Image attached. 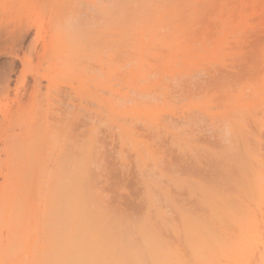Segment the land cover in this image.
<instances>
[{
    "label": "bare ground",
    "instance_id": "6f19581e",
    "mask_svg": "<svg viewBox=\"0 0 264 264\" xmlns=\"http://www.w3.org/2000/svg\"><path fill=\"white\" fill-rule=\"evenodd\" d=\"M7 1L8 0H5V1L2 0L1 3L3 4V2H6L5 5L11 4L10 8H12L11 9L12 11L15 9L14 13L16 14H20L28 7L29 8L26 10L27 12L29 11L28 13L26 12L28 15L30 13L33 14L32 13L33 11L34 12L38 11L35 9L36 7H31V2H29L30 0H14V1L9 0L11 3L10 2L7 3ZM18 1H19V4H21L20 6L19 4L17 5ZM48 1L51 4L50 5L51 9L48 8L50 9V12L46 19H45L46 17L45 13H47L48 10L44 13L41 12L43 15L40 13V11L37 12L38 16L37 15L34 16L31 14L29 15L30 18L32 16L33 23L35 22V17L37 19L35 23L38 26L35 25V27L36 29H38V32H37L38 39L41 40V43H42L41 52H40L41 54L39 56H41L40 60L43 65L42 66L40 64L42 67H40V69L36 71V74H37L36 76H38V79L36 77L37 80H35V83L33 86L34 89L29 97L30 98L29 101H27V103L25 102L21 103L20 100L17 101L16 99L17 104L15 105L13 104L14 102H11V101H14V99L12 100L10 99L11 101L9 100V97H8L9 95L0 96L1 97L0 98V114H1L0 116H2V118H0V264H264V151H263L264 141L262 143L259 140L260 138L259 136L260 134H262L260 133V130L258 131V133L260 134L256 133L254 136V133H252V129H253L252 127H251L252 129L248 128L251 131L250 133L248 132V134L246 133L247 132L246 130L248 129L244 128V126L246 125L248 126L249 124L251 125V120L253 123L252 125H254V122H256L255 124L257 126L256 125L255 126L257 129H259L260 127L262 128V126H264V122H263L264 119L262 118L263 120H261V115L259 114H262V111L258 109L259 107L252 105L254 107L252 108L250 106V104H253V103L255 104L257 102L249 103L251 101L249 99L250 98L249 96H248L249 98L246 97L247 99L241 98L243 94L244 95L246 94L245 90L247 89V87L245 88V85L242 87V88H245L244 91L242 90L241 93L238 94L239 95V97H237L238 100L235 98L236 94L233 95V93L231 94V91H230L228 92V95L225 94L224 96L225 102L222 101L224 103L222 104L221 100L223 99L219 98L220 99L219 100L218 99L219 96L217 95L218 92L213 91L211 94V99L214 100V103H212L213 101L209 98L210 99V100L208 99L210 101L208 102L209 104L207 103V100H206L205 104H207V106L205 104L204 106H202L204 113H205L207 109L209 110L210 108L213 109L214 107L213 105H215V108H214L215 111L214 109L210 111L207 110L208 113L206 114L209 116V113L213 112V113H210L211 116L209 118L212 117L213 119V120L211 119L213 121L212 123L213 124L216 123L217 125L216 124L215 125L217 127L220 128V126L223 127V125L225 127V125L227 124L228 129H229V126L232 128V131L228 132L227 131L228 129L225 127L226 131H224L226 132L224 134L227 136L226 137L227 140L230 137L229 135H232L229 138L230 140L232 137L235 136L234 138H232L234 139V141H231L232 144H230L231 143L230 142L229 143L230 145L228 143L226 145L224 142H226L227 140L224 138V140H226L224 141L222 140L223 138L221 139L219 138L220 141L218 140L219 141L217 142L218 145L215 146L214 141H210L211 143H209V145L210 146L214 145V147H210L209 145H207L208 144L207 142H209V138H208L209 136L207 137V133L206 135H203V136L204 138H206L205 141H207V139L208 141L207 142L203 141L199 143L194 142L195 145L190 144L189 141L188 142L186 141V140H190V136H189V139H187L186 137H182V139H184V141L186 142L181 141L179 137L181 135L176 137L177 143H178L177 145L180 146L179 149L177 148L178 150H181V146L182 148L184 147V143L185 144L189 143L187 144L189 148L186 147L185 145L186 150L188 148L187 152H189L190 149H192L195 152V154L198 153L202 155L199 157L200 159L204 157L203 160L207 161V163L204 162L203 160L202 161L204 163L200 161V159L195 156L193 151H191L192 153L190 152L192 156L191 158H189L191 159L190 160L191 163L195 161L193 162L194 164H192V166L190 165L191 163H189L190 161L188 160H185L186 162L184 161V159L186 158L185 156H182L181 158L179 157L181 160L178 158L181 161V163H186L190 165L191 167L189 166L188 167L191 169L193 168V169L192 170L189 168L188 169L189 171H193V172L195 170L193 165L196 164L195 166H197V163L200 161L199 166L197 167V169H199V171L197 170V173H195L196 172L195 170L194 173L191 172L187 174L186 171H188V169H186L187 168L186 164L184 166L185 171H183L184 169H182L183 167L181 168L180 162L178 164L177 162L178 160H175L176 162L172 163L171 162L172 160H170L171 158H169L166 162L156 158L159 155H161L160 158L164 156V150H163L164 145L159 140L160 138L163 137L162 134L171 135L172 132L174 131L169 121L165 120L164 122L166 124H164V122L158 124L157 119H155V121L157 122L156 125L154 123V127L152 129H149L148 127L151 126L150 125L151 123L147 121L149 122L148 124L149 126H147L144 120L146 127L145 126L143 127L141 125L140 126L141 128L139 129V125L142 124L141 121L139 122L138 120L136 121L138 122L139 124L138 125L136 122H134V120L132 121V118H130V116L129 117L127 116L123 118L124 122L126 119L128 121V118H130L132 123L133 122L134 124L136 123V125H134L135 126L134 129L135 128L138 129V130L131 129L132 126L129 125L130 127H128V125L125 124L127 122L126 121L123 124H125L129 129L126 127H123V129H125L124 131L127 133V135L131 136V134L134 132L132 134V136L134 137H137L135 136L136 134L138 136L142 135L146 137V141H145V138L144 140H141L142 142H145L144 147L142 145V148H139L140 150L146 151L148 153L147 155H145L146 159H145V156L143 157L142 152H139L137 150L138 157L140 158L139 160H141L140 162L142 164L141 168H138L139 166L138 162L137 163L134 162V161H138V158L137 160L134 159L132 163L130 161L126 162L129 164L136 163V166L134 168L137 167L139 169L138 170L136 168L137 171L138 172L141 171L142 175L141 176L140 174L135 175V177L139 175L135 179V183L130 181L131 178L127 179V177H130L129 174L127 176L125 174L124 176L120 177V179L117 178L121 183L123 181L124 182L123 184H125L126 186H127V183L129 182L128 183L129 186L127 187L130 190L127 189V187L124 186L123 184L121 186L120 182H117V184L112 183V185L111 184L108 185L109 175H107L110 167L113 166L112 164L116 163V162L110 163L112 162V160L111 161L108 160L109 156L106 157L107 156L106 154L108 153L107 150H110L109 148L114 149V147L116 146V145L113 146L114 145L113 143L115 142L114 138L116 136L115 135L116 131H113L114 135L106 134V132L107 133H109V131L110 133L112 132L110 128L112 124L110 125L109 123L110 125L109 127H106L105 125L109 122L110 117L114 118L116 115L121 114L122 111H124V113L130 112L131 114L132 112L135 113L137 111V114H142L141 116L142 119H144L143 118L144 116L147 120L148 118L147 115L149 116L151 115L150 117H154L156 115L157 117V114L159 112H163V113L164 111H167V113L168 111L171 112L170 107L167 106V109H166L165 107L167 105L166 102H165L166 104L165 106H164V103L163 104H160L159 102L158 104L155 103L158 101V97L156 96H158L161 93H164L165 95L170 94V91H169L170 88L176 89V88H181V87L183 88L184 87L185 88L194 87L195 86L194 84L197 81H199L200 83L201 80L202 81L204 80L205 82H207L205 84L215 83V82H212V78L218 77L217 76L218 72L216 73V76L214 74L215 72L213 73V71H215L216 64L218 63L217 65H221V66L222 64H224L226 66V63H225L227 62L226 59H228L231 55L233 57L240 55V56H237V58L235 57L236 60L235 58H232L231 56L229 59H232V60L234 59V60L233 61L230 60V62L228 60V62L230 66L233 63L237 64L240 70L239 68L237 69L239 72H241L242 68L245 69L244 66H246L245 64L246 62L243 61L245 59L242 60V57L244 58V56L242 55H246L247 48H246V51L244 48L245 53L244 52L242 53L241 51H243L242 50L243 48L239 46L241 47V51H240L237 45L236 48L242 54L241 53L236 54L233 52V48L232 50H228L229 48L227 47L228 49L225 50L226 52L225 51L224 52L227 53L228 51L230 52L232 51L234 55L232 53L231 54L229 53L227 57V54L226 56H223L224 52L217 53L218 56L216 55V57L220 61L213 62L216 64H213L211 60L209 64L207 63V66L202 64V62H200L201 64L198 62V66L200 64V67L205 66L207 68L210 66L209 69H213L215 67L214 70H211V71L209 70L208 73L205 71L207 74H210L211 76L208 75L209 76L208 77L207 75H205L206 73L204 74V76L208 77V79L210 78L211 82H208L210 80L206 79V77H205L206 80L204 78L200 79L199 77L201 76L199 77L197 76L198 78H196L195 76L194 78L196 79L193 80V76H192L191 79L193 81L190 80L189 78L188 80L191 81L190 82L191 84L187 80V82L189 83L188 84L184 82V80L186 81L187 78H184V77L182 78L183 74L180 77L181 79H178L179 81L177 82H175L174 81L175 78H173V81H174L173 82L170 79L171 76L167 78L168 73H169L168 72L167 75H165L166 78L164 76L165 73L163 75L161 74V77H159V79L161 78V80H159V85H160L159 89L156 87L158 85L154 84L156 87L155 88L156 92H154L155 90H152L153 88H150V91L148 90L149 92L147 94L146 92L145 94H143L144 92L141 93L139 91L140 94L138 92L137 93L138 95H136V92L138 91L139 87L136 88L137 91L134 89V91H136L135 92V96H137L136 99H140L142 96V100L144 99V101H142L141 99H140L141 101L136 100L133 94H131L130 96H133L134 99L133 97H130V96L128 99V94H130V92H127L126 94L127 90L121 93L117 92V95L125 93L127 97L126 99L129 100V102L131 101L133 105L136 104L137 101H139V103H137V105L134 107L133 105H131V103L129 104L127 103L130 106L125 104L128 101H126V99L124 100L123 97H121L122 95H120L119 97L114 95L116 91L111 89V87L106 84L108 80L110 82L112 80L110 79L102 80L103 79L102 76L103 74H105L103 68L108 64V61H104L106 60L107 57L102 58L103 61L107 63L104 66L103 62L101 61L100 55L98 54L96 56L97 63L101 62L102 66H104L102 67V69L99 68V70L98 69L96 70L95 64L97 63L95 62H93L95 66L94 67L91 66L90 61H92V57L90 55H93V59H94L93 53H95L96 51L100 52V50H102L103 52L105 50L103 49L95 50L96 47H98V45L96 46L95 44H90V43L88 44L89 41H93L92 43H96L94 42L95 40H97V43L99 42L98 44H100L102 40H104L100 36L102 34L108 35V34H113L118 31L117 33L119 35V33L124 32V30L126 31L127 29H124L123 31L119 29L121 32L118 30V26L120 25L121 27V24L122 26L125 25L126 27L130 26V28L128 29V32L126 31V33L127 34L130 33L127 36H128V39H131L133 38L132 36L134 35L137 36V33H138V32L137 33L135 32L136 28L135 29L133 28L136 26L137 31H138V29L141 27V24H143L142 25L143 27L144 23L145 25L149 23V19L151 17L155 18L156 16H159L160 20L162 21L163 19L164 20L166 19L167 21H171L172 19L170 17H176L177 19V17L187 16V15L188 17H190L189 15H191L192 20L190 21L191 22L193 21V24H194V26L189 25L192 27L191 30H189L191 27L189 28L188 25L186 24L190 22L189 20L188 22L187 21L180 22V20L177 19L175 22H171L173 24L171 25L173 29L170 28L171 26L169 24L168 26L165 25V23L167 22L165 20L164 25L167 27L165 26L161 27L162 29L163 28L167 29V32H165V34H167L166 37L169 38L168 41L171 44L170 46L168 43L169 47H167L166 49L168 50L167 53L169 54V56L167 55L166 52H165L166 54L162 53L161 51L162 49H159V48H162L163 45L166 46L165 44L167 43L166 42L162 43L161 39L165 41L164 39L166 38L161 37V36L159 37L157 35L158 32L154 30L155 24L152 25V23L154 22L152 21L154 20L153 18L151 19L148 26H144L142 30L144 31L145 28H147L146 30L148 31H146L147 33L146 38H145V34L141 33V30L139 29L140 34L138 33L139 34L138 36H144V37H141V38L136 37L139 40L137 41V39L134 36L133 40L130 42L131 44L129 43V47L130 45L136 42L137 43L141 42V44H144L146 42L145 39L149 37L148 36L149 31L152 33L151 35L153 36V38H151L152 36L150 35L149 38H151V41L146 43L145 45L148 50L151 49L149 51H152V48L155 47L153 48V51L156 53L157 51L159 52L157 53V55H155L156 53H152L154 54V58H152V56L151 57L147 56L151 60L152 63L151 62L149 63V60L147 61L145 59L146 58L145 54L147 52L144 53L145 60L143 59L144 60L143 62L146 61L147 63L146 62H145L146 64L141 63V66L143 67V68L141 67V69H144L146 65L150 66L149 68L145 67L146 71L150 73L147 76L150 75V77H152L151 79H154V78H157V75H159L158 74L159 72L157 73L154 71H158V70L161 71L163 70L162 69L163 67H164L165 72H166V69L167 71L171 70L170 68H168L170 67L171 64L168 67L166 66L168 65L167 62L171 61L174 58V57H171L173 56L174 53H175L174 56L179 55V59L181 58L183 60L186 59L183 57V56H187L186 54L190 56V57H187V59L189 60V58L191 57H193L191 59H194V57L197 54H200L201 50L204 51V52L202 51L201 53H205V50L201 43L200 44L202 48L200 46L198 48L197 46L199 44L198 41H197V44L195 45L194 36L196 33L194 34L192 33L196 31L195 29L199 30V28L196 27L195 23L199 22V20L203 17L200 16V18L198 20L196 18L197 21H195L194 15L192 14H207V16L208 14H213V13L219 14L217 16L211 15L212 17L214 16L213 17L214 21L211 20L210 18L211 16H210L209 18L211 21L209 22L210 23L212 22L211 25L215 27L216 22L218 23V21L216 20L219 19V21L221 22V29L223 28L222 30H225V32L226 30L231 31L232 28L236 26L234 24L235 22L232 23L234 19H237V25H239L241 21L246 24L247 19L249 21L250 18H252L250 20H253V17H256L257 19L260 18L259 21L261 22L257 26L262 25L260 26L262 28H259L261 30L258 29L259 30L258 31L256 28L253 30H254V34H257V32L258 33L261 32L258 35H261L262 37L264 36V28H263L264 0H47L45 3H47ZM1 3H0V7L3 6V5L1 6ZM14 4L17 5V7L18 6L19 7L17 8ZM21 6H23V8ZM216 10L218 11L217 13L214 12ZM40 15H41V18H40ZM120 15L124 16V19L123 17L120 18L121 19L119 20L120 22L114 20L116 16H118L117 18H119ZM131 15L133 16V19ZM144 15L149 16V17L145 16L148 19L143 17ZM126 16H131L130 19L132 20L128 21L129 17L128 19H126ZM138 16L139 17L141 16L142 18H139ZM220 16L223 18L225 17L224 22L220 20L221 19ZM204 18L203 20L204 21L207 20L206 22H208V19H204ZM215 18L217 19L215 20ZM140 19L142 20L139 22ZM115 21L119 23L117 24ZM132 21L134 23H139V26L138 24L133 25ZM201 21L202 20H200V22ZM262 21H263V24H261ZM206 22L204 23L202 21L201 24L204 23L205 25H207ZM254 22L257 23L255 19L253 20L252 24ZM175 23L176 25H178V27H179V24L181 26L179 28L175 27ZM182 23L184 25H182ZM222 23H224L225 25L227 24V26L225 25L222 26L223 25ZM256 23H254L253 25H255ZM45 24H47L46 27H45ZM127 24H130V25L128 26ZM211 25H208V26H211ZM243 25L244 24H241L240 26H238V28L236 26L237 29L234 30L236 32L239 31V35L241 34L240 38H236V39H240L242 42L244 40V36H242L244 29H242L241 26ZM182 26L184 27V29L187 26L189 28V29L187 28L188 31L186 29L185 30L182 29L183 28ZM193 27H196V28L193 29ZM169 28L173 30L174 32H177L176 28H178L177 30L179 33L178 32L177 33L180 34L181 37H183L182 35L185 36V42L186 40L189 41V38L191 39L194 38V40H191V42H189L191 46L189 45L188 47H192V48H189L190 51L188 53H187L188 47H186L187 45H185V42L183 43L184 39L181 40V37L179 39V37L176 36L178 34L174 33L173 31L172 32L174 35L172 34L173 35L172 36L170 34L171 30ZM210 29L208 28L209 31H212V27ZM215 29H217L216 31L220 30V29L218 30V28H215ZM251 29L249 31L253 32V30ZM130 30H133L134 34ZM228 31H227V34L224 36L226 37V39L230 37L232 41V39H235V37L238 36V34L236 35L230 34L231 36H229ZM131 33H132V36L130 37ZM190 33L193 34V37H190L191 36ZM187 34H189L190 36L189 35L187 36ZM254 34L252 37H254ZM162 35H164V33ZM197 35H196V38L200 39L199 35L198 36ZM206 35L210 36L211 33L207 32ZM98 36H100L99 39H98ZM115 36L116 35L112 36L113 39ZM200 36L204 37L203 35H200ZM241 36L243 38H241ZM256 36L254 38L258 37ZM224 37L223 39H225ZM106 38L108 39L110 37H106ZM115 38L117 41L119 40L118 43H116L115 39H114L115 41L112 39L114 42L111 40L112 41L111 43L110 41L109 43L107 42L106 43L107 44L115 43L117 45V44H121V42L122 43L126 42L124 39H117L118 37H115ZM142 38H145L144 42ZM176 38L181 40L179 42L177 41L178 43L177 45L180 44L179 50L177 51L178 53L175 51V49L177 48V45L174 43L175 42L174 39ZM218 38L220 37L215 38V35H214V39H218ZM258 38H260V36ZM226 39H225V42L223 40L224 45H227L228 43H230V39H228V41ZM171 40H174V42ZM260 40H264V39L260 38ZM104 41H106V39ZM226 41L228 43H226ZM126 43L124 45H127ZM161 43H162V46H160ZM237 43L238 42H236V44ZM87 44L88 46L86 48ZM158 44H159V48H157L156 50V47H157L156 45ZM246 44H248V42ZM254 44L255 43H253V45ZM257 44L258 43H256L255 45L257 46ZM262 44L264 43L262 42ZM93 45H94V48H92ZM116 45L112 47H116ZM136 45L138 48L139 44H136ZM172 45L176 47V48L173 47L174 48L173 50L172 48H170L172 47ZM192 45L193 46L195 45L194 48L197 47L194 50L195 52L194 51L191 52L193 49ZM208 45H210V47L207 45L205 47H207L208 49H212V45H213V50L216 46V44L215 45L211 44V40L208 41ZM253 45L251 46V48L252 47L257 48L255 47V45L254 46ZM89 46H91V48L94 49V52L90 50ZM100 46L101 45H99V48H101ZM107 46L110 48L109 45ZM235 46L236 45H234V51L235 50L237 51ZM261 47H264V46L262 45ZM130 48L134 49L135 47L132 45V47ZM183 48L184 50L182 51L184 52L186 51L185 53L180 51ZM218 48H219V52L222 51L221 49H223L220 46L217 47L216 49ZM88 49L91 51V53L92 52L93 53L90 54V51ZM116 49H117L115 50L116 52L120 50L122 51V49L119 50L118 47H116ZM259 49H260V46H259ZM109 50H113V48ZM130 50L132 51V49ZM115 51L114 53L116 55ZM127 51L128 50H126V52ZM170 51H171V54L173 53L172 55H170L169 53ZM260 51L264 52L263 48L262 50H259V53L262 56L263 53H261ZM160 52L162 55L163 54L165 55L163 56L164 58L167 56L169 57L168 58L169 60L167 62L163 60L164 58L162 57ZM118 53L120 52H117V54ZM190 53L191 54L196 53V54H193L194 56H192L190 55ZM180 54L183 56L181 57ZM211 54L213 53L211 52ZM260 55H258V57L260 58L259 61H261V59L262 61H264L263 60L264 56L261 57ZM87 56H90L91 58L88 57L90 58L88 59ZM133 56L135 57L136 55H132V57ZM198 56H201V54ZM198 56H196V58ZM219 56H221L222 58ZM170 57L172 58L171 60H170ZM204 57L208 58V56H205V55ZM84 58H87L88 60L86 59L84 60ZM137 58H139V56L136 57V59ZM217 58L216 60H218ZM223 58L225 59V61L223 60ZM26 59L29 61L31 58L29 59L28 56H25L24 59H22L23 68L24 67L26 68L27 64H29ZM115 59H117V57ZM152 59L154 61H152ZM238 59H241L239 61H242L244 65L241 64V62L239 63ZM183 60L180 61L181 67H182V62L183 63L185 62ZM128 61L130 62L131 60H128ZM128 61H125V62L128 63ZM156 61H158V63ZM163 61L166 62V64L163 63ZM208 61L209 59L207 60V62ZM88 62L90 63V65H88L89 64ZM115 62H118V61L115 60ZM159 62H161V64ZM231 62L233 63L231 64ZM137 63L138 62H136L135 65ZM203 63H206V61L205 62L203 61ZM239 64H241V66ZM261 64H264V63L260 62V65ZM38 65H39V62H38ZM186 65L189 66V64H186ZM194 66L196 67L197 65H194ZM117 67L118 69L120 68V66H117ZM190 67H192V65ZM205 67H203L204 70L206 69ZM263 67L264 65L261 67V70L263 69L262 70L263 74H261L263 77L262 76L260 77L261 79H260V84L258 85L259 86L258 89H260L262 85L264 87V84H263L264 81H262L264 80V68ZM227 68L228 67L226 66V69ZM232 68H234V66ZM232 68H231V71L233 70L232 72L229 71V69H227L228 71L224 70L225 67L224 68L222 67L220 69L224 71V74L228 72L226 75L230 77V75L235 71V69H232ZM92 69H94V71L96 70L95 71L96 73L90 74L87 72V71H92ZM220 69L219 71L223 72ZM248 69H251L250 66L248 67ZM121 70L117 72L115 71L114 74L119 73V74H115V76L112 72H110L111 73L110 77L112 76V74L114 76V77L112 76L111 79L112 78L115 79L117 75L121 76L122 74ZM141 71L145 72V70H141ZM177 71L179 70H176L174 72L177 73ZM210 72H212V74ZM139 73H140V70H139ZM107 75H109L108 72H107ZM140 75L141 74H139V76ZM151 75H154V76H151ZM141 76L142 77L140 79L144 78V80L150 78V77L147 78V76L145 75H141ZM162 76L163 78H165V80H168L167 81L168 83H170L169 81H171V83L168 84L162 78ZM223 76L218 77L219 80L215 79L213 81L217 80L216 82L218 83L222 82V80L220 79L226 77L225 75ZM234 76H238V74ZM151 79H148V81L147 80L142 81L143 80L142 79L140 80V82L151 83L152 82ZM194 81L195 83H193ZM154 82H155V79H154ZM182 82L184 83L181 84V86H179L178 84ZM223 82H226V81H223ZM115 83H113L112 86L115 87L116 85ZM161 83H163L165 86L164 85L162 86ZM199 83L197 82L195 87H197V85L199 88L200 86L201 87L203 86V85H200ZM203 83L201 82V84ZM128 84L129 83H127V85ZM166 84L167 85L173 84L174 86L172 85L173 87L169 86L167 88ZM249 84H247L246 86H248ZM130 85H131V88H133L132 87L133 84L130 83ZM175 85H178L179 87L178 86L176 87ZM62 86H64L67 90L72 89V91L74 92L72 95V98L69 99L67 103H65L66 98H63L64 95H61V96L60 94L57 95L58 93L63 94L62 90L60 91V88ZM129 86H127L128 91L130 89ZM139 86L141 87V85ZM150 86H152V84ZM150 86H147V87H150ZM222 86L224 87L226 86V84ZM250 86H251V89H254V87H252L253 86L252 84H250ZM42 87H44L45 92L42 90ZM164 87L167 89L166 91L168 92H165L164 91L165 89H161ZM216 87H217L216 89L220 88L218 86ZM56 89H58L57 91H60L57 94H55L57 92ZM261 89H263L262 94L264 95V88H261ZM107 90H110V92L114 91L112 92L113 96L110 95L111 97H105L103 95L104 94L103 92H105V94L107 92L111 94ZM153 92L154 94L156 93L157 95L156 94L154 95ZM70 93L72 94V92ZM70 93L68 94L69 97H70ZM148 94H152L154 96L152 95L150 96ZM212 95H213V98L215 97L214 99L212 98ZM263 95L261 96L263 97ZM2 96L4 98L6 97V99H3ZM251 96L254 97L256 95L252 94ZM258 96L260 95L256 96L257 99H259ZM113 97L116 98L118 101L116 102L115 101L116 99L114 100ZM153 97L155 99L151 100L153 99ZM229 97H232V98L230 99ZM253 97H251V99H253ZM226 98H229L228 101L237 100V102L232 103L233 105H235L238 102L240 103V101L243 102V104H245L244 101L247 102V104L248 103L249 104L248 105L246 104L245 106L240 105L241 107L240 106L238 107L237 105L236 106L238 107L237 112L239 111L240 112L237 113L233 111L236 113L232 115L233 117L234 115H236V117H234L235 119H233L230 113L227 112L229 115L225 113L226 116L224 114L226 109L224 111V108H222V106L224 107L225 104L227 105L228 102H226L227 100ZM239 98L241 99L240 101H239ZM122 99L125 101L124 103L125 106L121 105L122 107H120L118 105H120V103L123 102ZM146 99H149V101L148 100L146 101ZM255 99L256 98L254 97L252 101H254ZM260 99L264 100L262 98ZM134 100H136V103H134ZM246 100H248L249 102ZM261 100H257V101H261ZM148 102L151 105H148ZM167 103L169 105V102ZM217 103L219 107H220L219 103H221V107H220L221 110L217 106ZM65 104L69 105L67 106L69 109L71 108L70 107L71 105L72 106L71 110L72 111L77 110L75 111L76 113L74 112V114L72 113L70 114V116H67L64 110V108L66 107L64 106ZM209 105H211L212 107L211 106L209 107ZM246 106L248 107L250 106L249 110H246L248 109V107L245 108ZM154 107H156L155 109H158L160 107L159 110H157L158 112L152 111L153 113H150V110L154 109ZM225 107H229V106L227 105ZM230 107L232 108V106ZM128 108H130V110L131 108H135L136 111L135 109L130 111ZM231 108H229V111L231 110ZM81 110L82 111L85 110L87 115L86 114L83 115L82 113H79L81 112ZM87 110L91 111L89 113L90 114L92 113L95 119H99V118L101 119V117H103V119L105 120L103 119L101 120L106 121L108 118L107 120L108 122H105L103 124L105 125L104 130L106 132L104 131L103 132L106 134V137L113 136L114 142L110 140V143H107L106 141L107 138H105V135H102V137L101 136L99 137L97 132L99 131L100 133L101 128H99L98 130L97 127L95 128L93 127L92 131L90 129L91 133L89 136H88L89 132L88 134H86L88 136L86 140L80 138L81 137L80 135L84 136L85 134L79 133L80 131L77 125L78 124L83 125L89 121L91 123L93 121L94 122L96 121L95 119L91 118ZM222 111H224L223 112L224 117L229 116V119H231L232 117L231 124L228 121H227L228 123L225 122L226 120H224L223 123L224 122L225 123L224 124L221 123L220 125L219 121L221 120L222 117L219 115L220 113H222ZM246 111L251 112V114L245 115ZM148 112L150 114H148ZM214 112L216 113L218 112L217 114L219 115L218 116L217 114L215 115ZM241 112H244V113H241ZM258 112H261V113L256 114ZM124 113H122L123 117H124ZM164 114L161 116V118L164 117ZM88 115L89 117H87ZM81 116L82 117L84 116L83 118L86 117V119L89 118V121L88 119L87 120L84 119L86 121L85 122ZM106 116L107 118H105ZM213 116L214 117L217 116L218 118L219 117L221 118L218 121V118L216 117L217 118L216 119ZM240 116L242 118L247 116V117H250V119L251 118H254V119H251V120L247 119L246 124H244L242 123L243 122L242 118H241L242 120L240 121V118H239ZM262 116H264V113L262 114ZM70 117L73 120L72 119L70 120ZM116 117L117 118L120 117V121H121L122 119L121 116L119 117L116 116ZM131 117H133V115ZM79 118H81L84 123L81 121V119L79 120ZM78 120L80 121V123L77 122ZM214 120H216L217 122ZM131 121L128 123L131 124ZM168 122H169V126H168ZM235 122L239 125L241 124V127H238L239 129L241 128L240 133L238 132L236 133L235 128L237 127V124ZM261 122H263V124H261ZM95 123L98 127H100L97 121ZM218 123H219V126H218ZM85 126H88V124ZM96 128L98 130V131L96 130L97 132L95 131ZM106 128H110V130H106ZM171 128L173 131L171 130ZM116 129L118 130V134H119L118 136L120 137L121 133L118 129V126L116 127ZM220 129L221 131L225 130L222 128ZM220 129L217 128L218 131H214L213 134L216 132L215 134L218 137L219 136L218 134L222 133L220 132ZM212 130H216V128L215 129L213 128V125H212ZM243 130L246 132H244ZM262 130H263L262 132H264V129ZM178 133L179 131L177 130L176 134L178 135ZM193 133H195L194 130H193ZM232 133H235V134H232ZM251 134L253 135V137H250V142H252L253 144L249 142V138H248V135H251ZM263 134L261 135V138L264 137ZM203 136L201 135V137ZM246 136H247V142L245 143L246 140H243L244 139L243 137H245L246 139ZM256 136H258L259 138ZM236 138H239V139L242 138L240 139V141L241 142L243 141V143H245L244 146L242 144L243 148L245 149L242 153L239 151L241 149L239 148L241 147L240 145L241 143L239 142L240 143L239 144ZM149 139L151 140V142ZM196 139L198 138L196 137L194 140ZM102 141L106 145L108 144L107 146L108 148L103 147L104 143ZM235 141L236 143H238L237 144L238 146L234 144ZM254 141L255 142L257 141V142L255 143ZM111 142H113L112 147H110L109 145L111 144ZM133 142L137 144L138 141L133 140ZM138 143L139 144L137 145H140V142ZM258 143L260 144L258 145ZM153 145L163 146L162 150L160 151L161 149L160 147V149L157 152V148L154 147ZM172 145H174V143H172ZM193 145L195 147H193ZM219 145L220 147L222 146L221 147L222 149L219 147ZM224 145L226 146L224 147ZM247 145H251V146L255 145L257 148L253 147V150L255 151L256 149V152L259 148L258 146H262V149H260L261 148L260 147L259 148L260 151L255 153V152H252V150ZM201 146L203 148H200ZM207 146L209 148H207ZM123 147H126L125 144H123ZM204 148H206L207 151L209 150L213 151V149H214L213 152L219 151L217 155L221 156L222 154L224 159L223 157H220V156L218 157L217 155H213L212 157L207 158V156L205 155L207 151ZM196 149H201V150L195 151ZM129 150L132 151L131 149ZM178 150H177V153H178ZM184 150H181L182 153ZM222 150L225 152V154H227V157L231 155L230 158L229 157L226 158V155L224 154V152H222ZM227 150H230L229 153ZM106 151L107 153H105ZM135 151L130 152L129 154L136 153ZM210 151H209V155L210 153L212 154V152ZM123 152L124 150L121 153L123 154ZM159 152L160 154L156 155ZM235 152L236 154H233ZM171 153L172 152H170V156H171ZM122 154H120L121 157H123ZM185 154L187 156V153ZM193 155L195 157V160H193L194 158ZM102 157H104V159ZM106 158H107V161H106ZM219 158H222V159L220 160ZM124 159L126 160L127 157L123 158L122 160L123 162L125 161ZM150 159L151 161H149ZM164 159L166 160V157ZM102 161L106 162L105 164L106 166L105 165L102 166L105 163V162L102 163ZM107 162H109L111 165L109 163L108 165ZM205 163L206 165H203ZM120 164L122 163L119 162L118 165ZM170 164L171 166L178 164L177 167H174V168L176 169L178 173L180 171V173L179 174L173 173L175 170L172 171L174 168H171ZM107 166L108 167L110 166V167L107 168ZM103 167H105L106 169ZM168 167L171 168L170 172H168L167 170ZM121 169L123 168L121 167ZM105 170H108V172ZM123 172L125 173L124 169H123ZM181 172H184V173L182 174ZM145 173H148V174H145ZM113 185H115V187L117 186L116 187L117 189L112 188L114 187ZM132 186L133 188H131ZM124 188L125 190L127 189L128 191L127 190L124 191ZM134 188L139 189V194L138 192L135 191ZM132 189L136 193L135 192L133 193Z\"/></svg>",
    "mask_w": 264,
    "mask_h": 264
},
{
    "label": "rangeland",
    "instance_id": "374dc122",
    "mask_svg": "<svg viewBox=\"0 0 264 264\" xmlns=\"http://www.w3.org/2000/svg\"><path fill=\"white\" fill-rule=\"evenodd\" d=\"M1 1L2 0H0V3H1ZM5 1V0H4ZM14 1V0H13ZM43 0H39V1H37V0H30L29 2H31V7H36L35 9L36 10H38L37 12H39L40 11V13L42 12V13H44V12H46L47 10H48V12L47 13H45L46 15V17H45V19L48 17V15H49V12H50V9H51V4H50V2L48 3H45L47 0H44L43 2H42ZM8 2H10L9 0L7 1V3ZM41 2V3H40ZM11 3V2H10ZM34 3H35V5H34ZM6 4V2H3V4L1 3V6L2 7H0V96L1 95H4V96H8L9 97V100L11 99H14V101H11V102H14L13 104H17L16 102L18 101V100H20L21 101V103L23 102H25V103H27V101H29V97H30V95H31V93L33 92V86H34V83H35V80H37L38 79V76H36L37 74H36V71L38 70V69H40V67H42L43 65H42V62H41V56H39L41 53V47H42V43H41V40H39L38 39V34H37V32H38V29H36V27H35V25H36V17H35V22L33 23L32 22V16H31V18H30V14L28 15L27 13L29 12H27L26 10L29 8H27V9H23L24 11L23 12H21L20 14H16V13H14V10L12 11L11 9L12 8H10V6H11V4H8V5H5ZM19 4V1L17 2V5ZM27 4H28V2H27ZM12 5H13V3H12ZM15 5V4H14ZM17 5H15L16 7H17ZM21 4H19V6H20ZM25 5V4H24ZM38 5V6H37ZM18 6V7H19ZM17 7V8H18ZM22 8H23V6H21ZM30 7V8H31ZM14 8V7H13ZM16 8V9H17ZM48 8H50V9H48ZM9 10H11V11H9ZM45 10V11H44ZM33 11V10H32ZM27 12V13H26ZM36 12V11H35ZM35 12L33 11L32 13L33 14H31V15H34V16H38V14H37V12H36V14H35ZM215 13H217L218 11L216 10V11H214ZM41 13V14H42ZM29 17H28V16ZM43 15V14H42ZM192 15H194V18H195V21H197L199 18H200V16H202L203 18H204V16H205V18L204 19H208V22H206L207 20H203V18H201L200 20H202L204 23L206 22L207 23V25H205L204 23H202L201 24V22H200V20H199V22H196L195 23V25H196V27L197 28H199V30L198 29H195L196 27H193V29H195L196 31H198V32H196V31H194V32H192L193 34L194 33H196L195 34V45L197 44V41L199 42V44L201 43L202 44V46H203V48H204V50H205V53H201L203 50H201V52H200V54H201V56H198V55H200V54H197L196 56H198L197 58H196V56L194 57V59H191V58H193V57H191V58H189V60L187 59V57H190L188 54H186L187 56H183V55H181L182 54V52L183 53H185L184 51H182V50H184V48L183 49H181L180 51H182L181 52V54H180V56L182 57H184V58H186V59H179V55H177V56H174L175 55V53L173 54V56H171V57H174L173 59L170 57V60L172 61H168L169 59V54L167 53L168 52V50H166L167 49V47H169L168 46V43H169V41H168V37H166L167 36V34H165V32H167V29H165V28H161V27H163V26H165V25H167L168 26V24L171 26V25H173L171 22H175L177 19L178 20H180V22H182V21H187L188 22V20L190 21V20H192V18H191V15H189L190 17H188V15L187 16H181V17H177V19H176V17H170L171 19H169V20H171V21H167L166 19V23H165V20L163 19V21L162 20H160V18H159V16H156L155 18L154 17H151L150 19H149V23H150V21H151V19L153 18L154 20H152V21H154L153 23H152V25L153 24H155L154 25V30L155 31H157L158 32V36L160 37H164V38H166V39H164L165 41H163L162 39H161V42L162 43H167V44H165L166 46H164V48H163V46H162V43L160 44V46H162V48H159V44L158 45H156L157 47H156V50H157V48H159V49H162L161 51H162V53H167V57H163V56H165L164 54L162 55L161 54V52H160V54L162 55V57L164 58H162L163 60H165L166 62H167V66L166 67H168L170 64V67H168V68H170L171 70L170 71H167V69H166V72H165V70H164V67L162 68L163 70H161V71H154V72H159L158 74L159 75H157V78H154L155 79V82H154V79H151L152 77H150V75L149 76H147L148 74H150V73H148L147 71H146V68L145 67H147V68H149L150 66H145V65H143V66H145L144 67V69H141V63H143V64H146L145 62H143L145 59L148 61L149 60V63L151 62V60L147 57V56H149V57H151L152 56V58H154V54H152V53H156V52H154L153 51V48H155V47H153L152 48V51H149V50H151V49H147V47H146V43H148V42H150L151 41V38H153V36L151 35L152 33L149 31V37H150V35L152 36L151 38H149L148 36V38L147 39H145L146 38V35H147V33H146V31H148V30H146L147 28H145V30L144 31H142L143 30V28H144V26H148V24L147 25H145V23H144V26L142 27V25L143 24H141V27L139 28L140 30H141V33H143V34H145V38H142L143 39V42H144V39H145V43L144 44H141V42H136V43H133L132 45L135 47L134 49L133 48H130V47H132V45H130V47H129V43L133 40V38H134V36H135V38L137 37V38H141V37H144V36H138L139 34H140V31H139V29H138V31H137V27L135 26L133 29H135L136 28V30H135V32L137 33V36L136 35H134V36H132V33H131V35H130V37L132 36L133 38H131V39H128V34H130V33H126V31L128 32V29L130 28V24L133 22H131L130 24H127L129 27H126L125 25H123L122 26V24H121V27H120V25L118 26V30L120 29V30H124V29H127L126 31L124 30V32H122V33H119V35H118V31L117 32H115V33H113V34H108V35H106V34H102V35H100L104 40L106 39V41H104V40H102V42L100 43V44H98L97 43V40H95L94 42H96V43H92L93 41H89L88 42V44L90 43V44H95L96 46L98 45V47H96V49L95 50H100V49H103V50H105V51H103L102 52V50H100V52L99 51H96L95 53H93L94 52V49H92V48H94V45L92 46V48H91V46H89L90 47V50L91 51H93L92 53L94 54V59H93V55H90L91 57H92V61H90L91 62V66H95V68H96V70L98 69L99 70V68L100 69H102V67H104L105 66V64H107V63H105L104 61H108V64L107 65H109V66H105L104 68H103V70H104V73L105 74H103V76H102V80H108V79H110V80H112L111 82L108 80L107 81V85H109L110 87H111V89H113L114 91H116L115 92V94L114 95H116V96H120V95H122L121 97H123V99L125 100L127 97H126V94H127V92H130V94H128V99H129V96L131 95V94H133V96H135V92L137 91L136 90V88H138V91L136 92V95H138L137 93L140 91L141 93H143V94H145V92H146V94L150 91V88H153L152 90H155V88L157 87L158 89L160 88V85H159V80H161V78L159 79V77H161V74L163 75L164 73V76L165 75H167V73H168V76H167V78H169L170 76H171V80L173 81V78H175V82H177V81H179L178 79H181L180 77L182 76V74H183V76H182V78L184 77V78H187L186 79V81L184 80V82H186V83H188L187 82V80L190 78V80H192L191 79V77L193 76V80L194 79H196V78H198L199 76H201V77H199L200 79L202 78H204L205 79V77L206 76H204V74L207 72L208 73V71L210 70H214V68L213 69H209V67H205V66H207V63L209 64V62H210V60L212 61V63L213 62H215V61H220L217 57H216V55H217V53H221V52H224L225 50H227L228 48V50H232V48H233V52L234 53H238V54H240L241 52L243 53L244 52V48H245V51H246V48H247V53H246V55H242V56H244V58L242 57V60L243 59H245V60H247V61H245V60H243L244 62H246L245 64H246V66H244L245 67V69L244 68H242V70H241V72H239L238 71V69L237 68H239L238 66H237V64H234L233 62H231V66H230V64H229V62H230V60L231 61H233L232 59H226V61L228 62V60H229V62H228V64H227V62H225L226 63V66L228 67L227 69H229V71H231V68L234 66V68H232V69H235V71L230 75V77L229 76H227L226 74L228 73V72H226L225 74H224V71L222 70V69H220V68H224L225 67V69L224 70H227L226 69V66L224 65V64H222V66L221 65H217L216 63H213V64H216V68H215V71H213V73L215 74V76H216V73H217V76L218 77H222L223 75H225L226 77L225 78H222V79H220V80H222V82H216L217 80H219V78L218 77H211L212 78V82H215L216 83V85H215V83H210V84H205V83H207V82H205L204 80V83H203V81L201 80L200 81V83H199V81H197L200 85H203L202 87L200 86V88L198 87V85H197V87H195L196 86V83H195V81L193 82V83H195L194 85H192V86H194V87H181V88H176L178 85L179 86H181V84H183L184 82H182V83H180V84H178V85H175L176 87V89H173V88H170V94H168V95H165L164 93H161V94H159L158 96H156V97H158V101L157 102H155V103H157L158 104V102L160 103V104H163L164 103V106L166 107V109H167V106L168 107H170V110H171V112L170 111H168V113H167V111H164V113L163 112H159L158 114H157V117H156V115L154 116V117H150L149 115H147L148 116V118H147V120H146V118L143 116V118L144 119H142V114H137V111H136V109L135 108H131V110H130V108H128L130 111H132V110H134L135 109V113H133L132 112V114L130 113V112H127V113H129V114H127L126 112V114L124 113V111H122L121 112V114L122 113H124V117H123V114L121 115V114H119V115H116V116H121V118L123 119V118H125V117H129L130 116V118H132V121L134 120V122H136L137 120H138V122L139 121H141V123L142 124H138V122H136L138 125H139V129L141 128L140 126L142 125L143 127L145 126L146 127V124H147V126H149L148 124H149V122L151 123L150 125V127H148L149 129H152L153 127H154V123H155V125H156V123L158 122V124L159 123H163L165 120L166 121H169L171 124L170 125H172L171 127L174 129V131L172 130V128H171V130L173 131L172 132V134L171 135H166V134H162L163 135V137L162 138H160L159 140H160V142L164 145V147L163 146H158V145H153L154 147H156L157 148V152H158V150L160 149V147H161V149H160V151L162 150V147H163V150H164V156L162 157V158H160L161 157V155H159L160 154V152L159 153H155L156 155H159V156H157L156 158H158V159H160V160H163V161H167L169 158H171L170 160H172L171 162L172 163H174V162H176L175 160H178L177 162H178V164H179V162L181 163V157L182 156H185L184 158V161L185 160H188V161H190L191 159H189V158H191V156H192V154H190V152L191 151H193L192 149H190V151L189 152H187L188 151V146H187V144H194L195 145V143L194 142H207L208 141V139H207V141H205V139L206 138H204V136L203 135H206V133H207V137L209 138V142H207L208 144L207 145H209V143H211L210 141H214V144H215V146H217L218 145V143L217 142H219L220 141V139L221 138H223L222 140H224V138L226 139V135L224 134V133H226V132H224V131H226V129H225V127L227 128V124L225 125V127H224V123L225 122H229L230 124L232 123V115L235 113V112H237V109H238V107L240 106V105H246L247 104V102H245L244 101V103L245 104H243V102H241L240 100V98H239V101H240V103L238 102V103H234L235 105H233L232 103L233 102H237V100H238V98L237 97H239V93H241V91L243 90L244 91V89L247 87V89L245 90V95L243 94L242 95V97L241 98H249L251 101L254 99V97L256 98L254 101H250L249 99V101L248 100H246V101H248L249 103H253V102H257V103H253V104H250V106L252 107V108H254L252 105H255V106H257V107H259L258 109L259 110H261L262 111V114L264 113V106H262V105H264L263 103H264V100H261L260 98H262V99H264V95L262 94V91H263V89H261V88H264L263 87V85H262V87H260V89H258L259 88V84H260V77L262 76L261 74H263L262 73V70H261V67L264 65V64H261L260 65V62L262 63H264V61H262V59H261V61H259L260 60V58L258 57V55H260V53H259V50H262V48H263V50H264V47H261L262 45L264 46V44H262V42L264 43V40H260V38L261 39H264V36H262L261 37V35H258V34H260V33H258L256 30V32H257V34H254V30L253 29H259V28H262V27H260V26H262V25H259V26H257L258 24H260V22L261 21H259V19L260 18H256V17H253V20L255 19V21H257V23L256 22H254V23H256L255 25H253L252 24V22H253V20H250V19H252V18H250L249 19V21H248V19H247V21H246V24L245 23H243L242 21H241V23L239 24V25H237V19H234V21L232 22V23H234L236 26H237V28H238V26H240L241 24H244L243 26H241L242 27V29H244L243 30V33H242V36H244V40H243V42L240 40V39H236V38H240V35H239V31L238 32H236V31H234L235 29H237L236 28V26L235 27H233L232 28V30L231 29H229V30H231V31H228V30H226V32H225V30H222L221 29V22L219 21V19H217V18H215V20L216 21H218V23L216 22V24H215V27H213L212 25H211V23L209 22V21H211V20H213L214 21V16H217V15H219V14H208V16H207V14H192ZM211 15H214L213 17L211 16ZM132 16V15H131ZM131 16H126V19H128V17H129V19H128V21H130V20H132L133 19V16H132V19H130L131 18ZM145 16H147V15H144L143 17H145ZM211 16V17H210ZM118 16H116V18L114 19V20H116V21H119V20H121L120 18H122L123 17V19H124V16H121L120 15V17L119 18H117ZM134 17H136V16H134ZM139 17V16H138ZM137 17V18H138ZM147 17H149V16H147ZM147 17H145V18H147ZM193 17V16H192ZM211 18V20H210V18ZM40 18H41V15H40ZM43 18V17H42ZM139 18H142L141 16L139 17ZM194 18H193V20H194ZM196 18H197V20H196ZM220 20L221 21H223L224 22V18L223 17H221L220 16ZM39 19V18H38ZM118 19V20H117ZM125 19V20H126ZM148 19V18H147ZM264 19V18H263ZM40 20V19H39ZM39 20H38V22H39ZM135 20V19H134ZM142 19H140L139 20V22L141 21ZM144 20V19H143ZM115 21V22H116ZM147 21V20H146ZM194 21V22H195ZM250 21H251V23H250ZM120 22V21H119ZM119 22H116L117 24L119 23ZM123 22H124V20H123ZM127 22V21H126ZM137 22H138V20H137ZM179 22V23H180ZM220 22V23H219ZM259 22V23H258ZM46 23V22H45ZM122 23V22H121ZM164 23H165V25H164ZM179 23H177V24H179ZM184 23V22H183ZM182 23V25H184ZM209 23V24H208ZM214 23V22H213ZM38 24V23H37ZM124 24H125V22H124ZM136 25V24H138V26H139V23H134L133 22V25ZM187 25H188V27L190 28L191 26H194V24H193V21L191 22H189V23H186ZM193 24V25H192ZM223 25L222 26H224L225 24L224 23H222ZM250 24V25H249ZM261 24H263V21H262V23ZM46 25L47 24H45V27H46ZM189 25H191V26H189ZM203 25V26H202ZM208 25H211V26H208ZM214 25V24H213ZM252 25H253V27H252ZM36 26H38V25H36ZM150 26V25H149ZM157 26V27H156ZM167 26H165V27H167ZM169 26V27H170ZM181 25L179 24V27H180ZM206 26V27H205ZM225 26H227V24L225 25ZM174 27V26H173ZM175 27H178V25H176V23H175ZM178 27V28H179ZM183 27V26H182ZM187 26H186V30H187V28H188ZM212 27V31H209L208 30V28L210 29ZM249 27H250V29L251 30H253V32H251V31H249L250 29H249ZM123 28V29H122ZM170 28H172V26L170 27ZM169 28V29H170ZM178 28H176V31L178 32ZM188 28V29H189ZM203 28V29H202ZM215 28H218V30L219 31H216L217 29H215ZM263 28H264V25H263ZM168 29V30H169ZM173 29V28H172ZM181 29V28H180ZM182 29H184V27L182 28ZM184 29V30H185ZM192 29V27L189 29V30H191ZM206 29H207V31H206ZM37 30V31H36ZM119 30V31H120ZM163 30V31H162ZM166 30V31H165ZM171 30V29H170ZM174 30H175V28H174ZM184 30H182V31H184ZM202 30H204V31H201ZM211 30V29H210ZM221 30H222V32H221ZM259 30H261V29H259ZM258 30V31H259ZM131 32H133V30H130ZM129 31V32H130ZM173 30H171V35L173 34V32H172ZM188 31V30H187ZM227 31L229 32L228 34H229V36H231V35H236V34H238V36H234L235 37V39H232V41H231V38L229 37H227L228 39H230V43H228L227 41H228V39H226V37H224L226 34H227ZM121 32V31H120ZM161 32V33H160ZM177 32H174V33H176V34H178ZM181 32V31H180ZM207 32H210L211 33V35L209 36V35H206L207 34ZM223 34H221V33ZM232 32H233V34H232ZM242 32V31H241ZM125 33H126V35H125ZM160 33V34H159ZM164 33V35H162ZM168 33H169V31H168ZM254 34V37L257 35L258 37L260 36V38H258L257 36V38H254V37H252L253 36V34ZM263 33V32H262ZM124 36H123V35ZM133 34H134V32H133ZM175 34V35H176ZM185 34V33H184ZM193 34H191L190 33V35L189 34H187V36L189 35L190 37H193ZM199 35V38L200 39H198V38H196V35ZM231 34V35H230ZM113 35H116L115 37H118L117 39H124L126 42H128V43H126V42H124V43H122L121 42V44H115V43H113V44H115L116 45V47H118V49L120 50V49H122V51L120 50V51H117V52H120V53H118L117 54V52L115 51V50H117L116 49V47H112V46H115V45H113V44H107V43H109V41H110V43L115 39L116 40V38L114 37V39H113ZM169 35V34H168ZM174 35V34H173ZM172 35V36H173ZM179 35V36H178ZM178 35H176L177 37H179V39H180V34H178ZM182 35V34H181ZM197 35V36H198ZM200 35H203L204 37H201ZM207 36V38H206V36ZM214 35H215V38L216 37H220V38H218V39H214ZM217 35V36H216ZM100 36H98V39H99V37ZM127 36V37H126ZM175 36V37H176ZM183 37H181V40H183V43L185 42V36L184 35H182ZM208 36H209V38H208ZM241 36V38H243ZM106 37H110V38H106ZM129 37V38H130ZM158 37V38H159ZM170 37V36H169ZM223 37L227 40L226 41V43H228L227 45H229V46H227V45H224V42H225V39H223ZM136 38V39H137ZM173 38V37H172ZM189 38V37H188ZM113 39V40H112ZM150 39V40H149ZM171 39V38H170ZM177 39V40H176ZM176 39H174L175 40V42H174V40H171V41H173L176 45L178 44L177 43V41L179 42V41H181V40H179L178 38H176ZM224 40V42H223V40ZM252 39H253V41H252ZM255 39H256V41H255ZM101 40V39H100ZM112 40V41H111ZM114 40V41H115ZM148 40V41H147ZM191 40H194V38L193 39H191V38H189V41H187L186 40V42H185V45H187L186 47H188L189 45L191 46V44L189 43V42H191ZM211 40V44H216V46L217 47H221V48H223V49H221L222 51H220L219 52V48L218 49H216L217 47L215 46V48H214V50H213V45H212V49H208L207 47H205L206 45L207 46H209L210 47V45H208V41H210ZM238 40V41H237ZM259 40V41H258ZM113 41V42H114ZM119 41V40H118ZM118 41L116 40V43H118ZM122 41V40H121ZM137 41H139L138 39H137ZM207 41V42H206ZM233 41H234V43H233ZM248 42V44H246L247 42ZM255 41V42H254ZM261 41V42H260ZM106 44H105V43ZM133 42H135V41H133ZM172 42V43H173ZM193 42V41H192ZM236 42H238L237 44H236ZM127 44V45H124V44ZM173 43V44H174ZM232 43V44H231ZM253 43H258L257 44V46L255 45V47H257V48H254V47H252L251 48V46L253 45ZM261 45H260V44ZM88 44L86 45V48H87V46H88ZM131 44V43H130ZM136 44H139L138 45V48H137V45ZM174 44V45H175ZM197 45L198 46V48H199V46L202 48V46H201V44L200 45ZM209 44H210V42H209ZM245 44V45H244ZM99 45H101L100 47L101 48H99ZM107 45H109L110 46V48L107 46ZM136 45V46H135ZM169 45L171 46V44L169 43ZM175 45V46H176ZM180 45V44H179ZM179 45H177V48L176 47H174L173 45H172V47H170V48H172V50L174 49V48H176L175 49V51L177 52L178 50H179ZM182 45V44H181ZM185 45H183V46H185ZM195 45L193 46V49H192V51L191 52H193L196 48H194L195 47ZM232 45H233V47H232ZM234 45H236L235 46V48L237 47V45H238V47L239 46H241L243 49V51H241V47H239L238 49L241 51H239L237 48V51L235 50L234 51ZM253 45V46H254ZM128 46V47H127ZM259 46H260V49H259ZM113 48V50H109V49H112ZM174 47V48H173ZM228 47V48H227ZM231 47V48H230ZM181 48V47H180ZM189 48H192V47H188V50H187V48H186V50H187V53L190 51V49ZM130 49H132V51L130 50ZM158 49V50H159ZM208 49V50H207ZM89 50V49H88ZM89 50V51H90ZM109 50V51H108ZM126 50H128L127 52H126ZM164 50H166V51H164ZM200 50H198V51H200ZM210 50V51H209ZM213 50V51H212ZM257 50V51H256ZM88 51V52H89ZM91 51H90V54H92L91 53ZM112 51V52H111ZM114 51L116 52V55H115V53H114ZM106 52V53H105ZM122 52V53H121ZM134 52V53H133ZM147 52V53H146ZM159 51H157V53H158ZM173 52V51H172ZM195 52V51H194ZM204 52V51H203ZM208 52H210V53H208ZM211 52L213 53V54H211ZM226 52V51H225ZM223 53V56H226V54H227V57H228V55H229V53L231 54H233L234 55V53L231 51H228L227 53ZM261 52V51H260ZM97 53V54H96ZM101 53H103V54H101ZM105 53V54H104ZM114 53V54H113ZM133 53V54H132ZM144 53H146L145 54V59H144ZM157 53L155 54V55H157ZM165 53V54H166ZM170 53V55H172L171 54V51L169 52ZM178 53V52H177ZM176 53V54H177ZM197 53V52H196ZM196 53H193V54H196ZM199 53V52H198ZM241 53V54H242ZM245 53V52H244ZM261 53H263L264 54V52L262 51ZM100 55V57H101V61L103 62V65L104 66H102V63L101 62H98L97 63V55ZM193 54H191L190 53V55H192V56H194ZM262 54V56L261 57H263L264 55ZM114 55V56H113ZM132 55H136L135 57L133 56L132 57ZM159 55V54H158ZM204 55L205 56H208V58L207 57H204ZM25 56H28L29 57V61L27 60V62L29 63V64H27V66H26V68L24 69L23 68V62H22V59H24V57ZM90 56H87V58L88 57H90ZM139 56V58H140V60H139V58H137L136 59V57H138ZM214 56H215V58H214ZM218 56V55H217ZM237 56H240V55H237ZM237 56H232V58H237ZM246 56H247V58H246ZM90 57V58H91ZM105 57H107L106 58V60H104L103 61V59L102 58H105ZM117 57V59H115ZM219 57H221V56H219ZM227 57H225V58H227ZM249 57V58H248ZM84 58V60L86 59V60H88V59H90V58ZM148 58V59H147ZM167 58V59H166ZM201 58V59H200ZM202 58H203V60H202ZM216 58L218 59V60H216ZM222 58V57H221ZM236 58H235V60H236ZM239 58V57H238ZM259 58V59H258ZM264 58V57H263ZM117 60L118 62H115V60ZM125 59V60H124ZM144 59V60H143ZM156 59H157V57H156ZM158 59H159V57H158ZM162 59H161V61H162ZM174 59H175V61H174ZM209 59V61L207 62V60ZM128 60H131L130 62L128 61ZM135 60H136V62H138L136 65H135ZM181 60H183V61H185L184 63L182 62V67H181V64H180V61ZM198 60V61H197ZM214 60V61H213ZM223 60L225 61V59L223 58ZM223 60H221V61H223ZM239 60H241V59H238V61ZM249 60V61H248ZM264 60V59H263ZM125 61H128V63L127 62H125ZM141 61V62H140ZM152 61H154L153 59H152ZM203 61L205 62L206 61V63H203ZM38 62H39V65H38ZM41 62V63H40ZM93 62H95V63H97V64H95L94 65V63ZM157 63H158V61H156ZM166 62H164L163 61V63H165L166 64ZM171 62V63H170ZM198 62L200 63V62H202V64H204L205 66H203V67H205L206 69L204 70L203 69V67H200V64H199V66H198ZM235 62V61H234ZM241 62V64H243L244 65V63L242 62V61H239V63ZM89 63V62H88ZM93 63V64H92ZM101 63V64H100ZM117 63H118V65H117ZM120 63V64H119ZM152 63V62H151ZM155 63V62H154ZM156 63V64H157ZM160 64H161V62H159ZM42 66H41V65ZM116 64V65H115ZM139 64V65H138ZM186 64H189V66L188 65H185ZM241 64H239L240 66H241ZM30 65V66H29ZM88 65H90V63L88 64ZM87 65V66H88ZM192 65V67H194V68H192V67H190ZM194 65H197L196 67L194 66ZM39 66V67H38ZM117 66H120V70L122 69V67H123V69L121 70L122 71V74H121V76L120 75H117V77L119 78V80H118V78L117 77H115V79L114 78H112L111 79V77L113 76V74H114V72L116 71H120L119 69H118V67ZM132 66V67H131ZM156 66V65H155ZM164 66V65H163ZM181 68H180V67ZM202 66V65H201ZM221 66V67H220ZM250 66V68L252 69H248V67ZM261 66V67H260ZM38 67V68H37ZM90 67V66H89ZM92 67V68H93ZM153 67H154V65H153ZM159 67V66H158ZM162 67V66H161ZM172 67H174V68H172ZM177 67H179V68H177ZM188 67H190V68H192V69H190V68H188ZM200 67V68H199ZM220 67V68H219ZM231 67V68H230ZM243 67V66H242ZM94 68V69H95ZM117 68V69H116ZM143 68V67H142ZM152 68V67H151ZM220 70H222L223 72H221V71H219V69ZM264 68V67H263ZM91 69V68H90ZM94 69H92V71H87L88 73H90V74H93V73H96L95 71H94ZM106 69V70H105ZM134 69V70H133ZM158 69V68H157ZM156 69V70H157ZM160 69V68H159ZM109 70V71H108ZM113 70V71H112ZM139 70H140V73H139ZM141 70H145V72L143 73ZM150 70V69H149ZM176 70H179V71H177V73H175L174 71H176ZM239 70H240V68H239ZM101 71V70H100ZM100 71H99V73H100ZM108 72V74L109 75H107V72ZM137 71V72H136ZM206 71V72H205ZM228 71V70H227ZM233 71V70H232ZM231 71V72H232ZM98 72V71H97ZM102 72V71H101ZM110 72H112L113 74H112V76L110 77V75H111V73ZM142 72V73H141ZM147 72V73H146ZM150 72V71H149ZM152 72V71H151ZM173 72V73H172ZM191 72V73H190ZM121 73V72H120ZM153 73V72H152ZM151 73V74H152ZM179 73H181V74H179ZM205 74V75H210V74ZM211 74H212V72H210ZM240 73V74H239ZM98 74V73H97ZM115 74H119V73H115ZM115 74H114V76H115ZM139 74H141V75H145V76H147V78L148 77H150V78H148V79H151V83H146V82H140V80H142V81H148V79H145L144 80V78H142V79H140L142 76L140 75L139 76ZM176 74V75H175ZM221 74V75H220ZM223 74V75H222ZM236 74H238V76H234V75H236ZM102 75V74H101ZM126 77H125V76ZM178 75V76H177ZM203 75V76H202ZM229 75V74H228ZM99 76H100V74H99ZM105 76V77H104ZM113 76V77H114ZM120 76V77H119ZM151 76H154V75H151ZM174 76H176V77H174ZM190 76V77H189ZM196 76V78H194ZM198 76V77H197ZM211 76V75H210ZM212 76H214V75H212ZM36 77H37V79H36ZM125 77V78H124ZM209 77V76H208ZM208 77H206V79H208ZM224 77V76H223ZM263 77V76H262ZM162 78H163V76H162ZM165 78H166V76H165ZM165 78H163L164 80H165ZM227 78H228V80H227ZM113 79H114V81H113ZM117 79V80H116ZM157 79V80H156ZM162 79V80H163ZM205 79V80H206ZM215 79H217L216 81H213V80H215ZM226 79V80H225ZM263 79V78H262ZM123 80V81H122ZM183 80V79H182ZM181 80V81H182ZM192 80V81H193ZM197 80H199V79H197ZM208 80H210V78L208 79ZM166 82L168 81V80H165ZM164 81V82H165ZM173 81V82H174ZM180 81V82H181ZM189 81V80H188ZM223 81H226V82H223ZM247 83H246V82ZM262 81H264V80H262ZM115 82H117V83H115ZM122 82V83H121ZM139 82V83H138ZM149 82H150V80H149ZM157 82V83H156ZM161 82V81H160ZM170 83H171V81H169ZM191 81H189V83H190ZM201 82L203 83V84H201ZM208 82H211V80L210 81H208ZM245 82V83H244ZM113 83H115L114 85H115V87L114 86H112L113 85ZM126 83V84H125ZM127 83H129L128 85H127ZM130 83H132L133 85H132V87L133 88H131V85H130ZM168 83V82H167ZM170 83H168V84H170ZM188 83V84H189ZM252 84L253 86L252 87H254V89H251V86H250V84ZM152 84V86H150ZM157 84L158 86H156L155 87V85ZM162 84V86L164 85L163 83H161ZM191 84V83H190ZM219 84V85H218ZM224 84H226V86H222V85H224ZM247 84H249L248 86H246ZM254 84H255V86H256V88H255V86H254ZM264 84V83H263ZM130 85V86H129ZM139 85H141V87L139 86ZM154 85V86H153ZM173 85V84H172ZM172 85H167L166 84V86H167V88L169 87V86H172ZM245 85V88H242L243 86ZM127 86H129L130 87V89H129V91H128V87ZM136 86V87H135ZM147 86H150V87H147ZM165 86V85H164ZM174 86V85H173ZM172 86V87H173ZM178 86V87H179ZM187 86H189V85H187ZM216 86H218V87H220L219 89H216L217 87ZM249 86H250V88H249ZM258 86V87H257ZM261 86V85H260ZM63 87V88H62ZM61 88H60V91L62 90V92H63V94L62 93H58V92H60V91H57L58 89H56V93L55 94H57V95H59L60 94V96L61 95H64L63 96V98H66L65 99V103H67V101L69 100V99H71L72 98V95H73V91H72V89H69L68 87V89L69 90H67L64 86H62ZM113 87V88H112ZM118 87V88H117ZM122 87V88H121ZM135 87V88H134ZM222 88V89H221ZM226 88V89H225ZM63 89H64V91H63ZM117 89H118V91H117ZM134 89L136 90V91H134ZM142 89V90H141ZM157 89V90H158ZM161 89H165L164 91L165 92H168V91H166L167 89L164 87V88H161ZM178 89H180V90H178ZM216 89V90H215ZM256 89V90H255ZM42 90L45 92V90H44V87H42ZM122 90V91H121ZM127 90V91H126ZM149 90V91H148ZM253 90H255V91H253ZM107 91H109L110 92V90H107ZM114 91H111L110 93L111 94H109L108 92L105 94V92H106V90H105V92H103L104 94V96L105 97H111V96H113V94H112V92H114ZM126 91V94L125 93H123V94H119V95H117V92H119V93H121V92H125ZM160 91V90H159ZM163 91V90H162ZM213 91H217L216 93H217V95L219 96L218 97V99L220 98V99H223V100H221V102L222 101H224V96H225V94H227L228 95V92H230L231 91V94L233 93V95H235V98L237 99V100H234V101H228L229 100V98L231 99L232 97H229V98H226L227 100H226V102H228L227 103V105L229 106V107H225V106H227L226 104H225V106L223 107L222 106V108H224V111H225V109H226V111L224 112V111H222V113H220V115L219 114H217L216 112H214L215 113V115L217 114V116L219 115V116H221L222 118H223V120H222V118L221 117H217V116H213L214 118H218V121L220 120V118H221V122L219 121V123H220V125H221V123H223V121L224 120H226L222 125H223V127L222 126H220V128H222V129H225V130H222L221 131V129L219 128V127H217L215 124H213L212 122V117L211 118H209L211 115H210V113H213V112H210L209 113V116L206 114V113H208V111L207 110H209V109H207L206 111H205V113H204V110H203V107L202 106H204V104H205V102H206V100H207V103L208 102H210L209 100L211 99V94H212V92ZM70 92H72V94L70 93ZM140 92H139V94H140ZM154 92H156V90L154 91ZM154 92H153V94H154ZM70 93V97H69V94ZM151 93V92H150ZM157 93H158V91H157ZM215 93V92H214ZM5 94H7V95H5ZM109 94V95H108ZM124 94H125V96H124ZM156 94V93H155ZM154 94V95H155ZM263 95V97L261 96H258L259 97V99H257V97L256 96H251V95ZM66 95V96H65ZM111 95V96H110ZM148 95H152V94H148ZM154 95H152V96H154ZM157 95V94H156ZM215 95V94H214ZM223 95V96H222ZM226 95V96H227ZM230 95V94H229ZM59 96V97H60ZM67 96H68V98H67ZM116 96H114V97H116ZM133 96H130V97H133ZM141 96V95H140ZM249 96V97H248ZM3 97V96H2ZM74 97V96H73ZM113 97V99L115 100L116 98H114ZM117 97V98H118ZM121 97H120V99H121ZM136 97L137 96H135V99H136ZM139 97V96H138ZM221 97H223V98H221ZM251 97H253V99H251ZM1 98V97H0ZM140 98V97H139ZM143 98H144V96H143ZM146 98V97H145ZM148 98H149V96H148ZM152 98V97H151ZM150 98V99H151ZM210 98V99H209ZM212 98H213V95H212ZM215 98V97H214ZM213 98V99H214ZM216 98H217V96H216ZM234 98V99H235ZM246 98V99H247ZM3 99H6V97L4 98L3 97ZM16 99H17V101H16ZM122 99V100H123ZM132 99V98H131ZM133 99H134V97H133ZM141 100H142V96H141V98H140ZM140 99H136V100H140ZM155 98L153 97V99H151V100H154ZM166 101H165V100ZM209 99V100H208ZM217 99V100H218ZM219 99V100H220ZM123 100V102L122 103H120V105H118V106H120V107H122L121 105H123V106H125L124 105V103H125V101ZM136 100H134V103H136ZM140 100V101H141ZM149 101V99H146V101ZM150 100V101H151ZM212 100V99H211ZM233 100V99H232ZM245 100V99H244ZM257 100H261V101H257ZM116 102L118 101L117 99L115 100ZM126 101H128V102H126L125 104H129V103H131V101L129 102V100H127L126 99ZM142 101H144V99L142 100ZM145 101V102H146ZM213 102L212 103H214V100H212ZM120 102H121V100H120ZM133 102V101H132ZM154 102V101H153ZM152 102V103H153ZM165 102H166V104H165ZM167 102H169V105H168V103ZM225 102V101H224ZM259 102V103H258ZM137 103H139V101H137ZM137 103L136 104H132L131 103V105H133L134 107L137 105ZM212 103H210V104H212ZM231 103V104H230ZM248 103V104H249ZM127 104V105H128ZM159 104V105H160ZM209 104V103H208ZM220 104V107H221V103H219ZM222 104H224L223 102H222ZM247 104V105H248ZM257 104V105H256ZM259 104V105H258ZM126 105V106H127ZM148 105H151L149 102H148ZM155 105V104H154ZM206 106H207V104H205ZM238 105V107H236ZM64 106H66L65 108H64V110H65V114L67 115V116H70V114H74V112L75 111H77V110H75V111H72L71 110V108H72V106L70 105V109L67 107V106H69L68 104H65ZM128 106H130V105H128ZM157 106V105H156ZM211 105H209V107H210ZM214 107H213V109L215 108V105H213ZM217 106H218V103H217ZM216 106V107H217ZM230 106H232V108H234V109H236V110H234V109H232ZM249 106V107H250ZM165 107H164V109H165ZM212 107V106H211ZM219 107V106H218ZM217 107V108H218ZM219 107V108H220ZM241 107V106H240ZM243 107V106H242ZM248 106H246L245 108H247ZM249 107H248V109H246V110H249ZM74 108V107H73ZM156 107H154V109H155ZM160 108V107H159ZM159 108L158 109H151L150 110V113H153L152 111H157V110H159ZM208 108V107H207ZM228 108V109H227ZM229 108H231V110L229 111ZM124 109V108H123ZM127 109V110H128ZM201 111H200V110ZM213 109H211L210 108V110H213ZM244 109V108H243ZM74 110V109H73ZM125 110V109H124ZM126 110V111H127ZM162 110V109H161ZM169 110V109H168ZM209 110V111H210ZM219 110V109H218ZM220 110H221V108H220ZM240 110H242V109H240ZM255 110V109H254ZM258 110V111H259ZM163 111V110H162ZM203 111V112H202ZM214 111H215V109H214ZM217 111V110H216ZM233 111H235V112H233ZM239 111V110H238ZM87 112H88V114H90L89 112H91L90 110H87ZM158 112V111H157ZM219 112H221V111H219ZM223 112H224V114L226 113L227 115H229L228 113H230V115L232 116L231 117V119H229V116L228 117H224V115H223ZM228 112V113H227ZM240 112V111H239ZM239 112H237V113H239ZM254 112V111H253ZM76 113V112H75ZM79 113H82L83 115H87V113H86V111L85 110H81V112H79ZM149 112H148V114H150ZM164 114V117L163 118H161V116ZM170 113V114H169ZM241 113H244V112H241ZM240 113V114H241ZM246 114L245 115H250L251 114V112H248V111H246L245 112ZM259 113H261V112H258V113H256V114H259ZM69 114V115H68ZM82 114H80V115H82ZM160 114V115H159ZM167 114V115H166ZM226 114H225V116H226ZM236 114V113H235ZM262 114H259V115H261V120H263L264 119V116H262ZM1 115V114H0ZM133 115V117H134V119H133V117H131ZM145 115H146V113H145ZM159 115V116H158ZM244 115V116H245ZM64 116V115H63ZM90 116H91V118H93V119H95L94 117H93V114L91 113L90 114ZM110 117L111 118V120H110V118H109V122L107 121L108 120V118H107V116L105 117V118H107V120L106 121H102L101 119H103V117H101V119L99 118V119H95L97 122H98V124H99V126L100 127H98L97 125H96V121L94 122L93 120V122L92 123H94V124H92L90 121H89V118H87L88 119V121L89 122H87L86 124H83L84 122L82 121V119L81 118H79V120L81 119V121L83 122H81L83 125H81V124H78L77 126H78V129H79V133L80 134H82V133H84L85 135V137L83 136V135H80L81 137L80 138H82V139H84V140H86L87 138H88V136L90 135V133H91V131H92V128L94 127H97L98 128V130H99V128H101V131H100V133H99V131L97 130V128L95 129V131L97 132V134L99 135V137L101 136L102 137V135H105V138H107L106 139V141H107V143H110V140L111 141H113V136H109V137H106V134H108V135H114V132L113 131H116L115 133V138H114V140H115V142L113 143V142H111V144H109L110 145V147H112V143L114 144L113 146H115L114 147V149H111V148H109L110 150H107L108 151V153H107V151L105 152V153H107L106 155V157H108L109 159L108 160H112V162H110V163H115V164H112L113 166L112 167H110V169H109V172H108V170H105V171H107L108 172V174L107 175H109V178H108V185L109 184H111L112 185V183H116L117 184V182H120L117 178H119L120 179V177H122V176H124L125 174H126V176L129 174V176L130 177H127V179L128 178H131L130 179V181L131 182H133V183H135V179L139 176H136L135 177V175H137V174H140V176L142 175V172L141 171H137V169L138 168H141V166H142V164H141V160H139L140 158L138 157V151L139 152H142V154H143V157L145 156V155H147L148 153L146 152V151H142V150H140L139 148H142V145H143V147H144V143L145 142H142L141 140H144V138H145V141H146V137H144V136H138L137 134L135 135V136H137V137H134V136H132V134L134 133H132L131 134V136H129V135H127V133L124 131L125 129H123V127H126V128H128V127H130L129 125H131L132 126V128L131 129H134V125H136V123L134 124V122L132 123V121H131V119L130 118H128V121H127V119L125 120V122H124V119L122 120L121 119V121H120V117L119 118H117V117ZM140 116V117H139ZM146 116V117H147ZM73 117V116H72ZM80 117V116H79ZM82 117V116H81ZM84 117V116H83ZM82 117V118H83ZM87 117H89V115L87 116ZM136 117V118H135ZM234 117H236V115H234ZM233 117V119H235ZM256 117V116H255ZM257 117H258V115H257ZM0 118H2V116H0ZM154 118V119H153ZM216 118V119H217ZM240 118V121L242 120L243 122L242 123H244V124H246V122H247V119H249V120H251V119H254V118H251L250 119V117H239ZM242 118V119H241ZM263 118V119H262ZM72 118L70 117V120H71ZM84 119H86V117L85 118H83V120ZM86 119V120H87ZM119 119V120H118ZM136 119V120H135ZM155 119H157V122L155 121ZM163 120V121H161V120ZM212 119V120H211ZM73 120V119H72ZM77 121L78 123H80V121ZM91 120V119H90ZM103 120H105V119H103ZM131 121V124H129L128 122H130ZM144 120H145V122H146V124H145V122H144ZM160 122H159V121ZM248 120V121H249ZM85 121V120H84ZM147 121H149V122H147ZM155 121V122H154ZM214 121H216V120H214ZM237 121V120H236ZM77 122H75V123H77ZM86 122V121H85ZM105 122H108L107 124H105L106 125V127H109L111 124V130H112V132L110 133V131H109V133H107L105 130H104V126L105 125H103ZM169 122H168V126H169ZM217 122V121H216ZM227 122V123H228ZM258 122V121H257ZM264 122V121H263ZM263 122H261V124H263ZM109 123H110V125H109ZM123 123H125L126 125H128V127L125 125V124H123ZM212 123V124H211ZM219 123H218V126H219ZM234 123V122H233ZM236 123V122H235ZM256 122H254V125H252L253 123H252V120H251V125L249 124V126L248 125H246V126H244V128H250V129H252V133H254V136H255V134L257 133V134H260V133H264V132H262L263 130L262 129H264V126H262V128L260 127L259 129H257L256 128V124H255ZM88 124V126H85V125H87ZM133 124V125H132ZM164 124H166L165 122H164ZM237 124V123H236ZM91 125H92V127H91ZM95 125V126H94ZM103 125V126H102ZM116 125V126H115ZM137 125V126H138ZM212 125H213V128L215 129L216 128V130H212ZM232 125H234V124H232ZM256 125V126H255ZM113 126H114V128H115V130H114V128H113ZM118 126V129H119V131H120V137L118 136L119 134H118V130L116 129V127ZM136 126V127H137ZM214 126H216V127H214ZM142 127V128H143ZM238 127H241V124L239 125V124H237V127L235 128V130H236V133L238 132V133H240L241 131H240V129L238 128ZM252 127V128H251ZM87 128H88V130H87ZM110 128H106V130H110ZM168 128V127H167ZM217 128L218 129H220V132H222L221 134L219 133L218 135V137H217V135L214 133L213 134V132L214 131H218L217 130ZM90 129H91V131H90ZM129 129V128H128ZM180 129V130H179ZM228 129V128H227ZM239 129V130H238ZM134 130H138L137 128H135ZM169 130H170V128H169ZM177 130L179 131V133H178V135L176 134V132H177ZM193 130H194V132L195 133H193ZM201 130V131H200ZM260 130V133H258V131ZM83 131V132H82ZM106 132V134L104 133V132ZM176 131V132H175ZM199 131H200V133H199ZM228 132L229 131H232V128L229 126V129L227 130ZM244 131V130H243ZM242 131V132H243ZM247 131V132H246ZM246 131H244V132H246L247 134H248V132L250 133L251 131L248 129V130H246ZM88 132H89V134H88ZM234 132V131H233ZM104 133V134H103ZM125 135H124V134ZM86 134H88V136L86 135ZM139 134V133H138ZM194 134H196V135H194ZM223 134V135H222ZM232 134H235V133H232ZM242 134V133H241ZM262 134H260V138L258 137V136H256V137H258L259 138V140H260V142H262L263 143V141H264V137H262L261 138V135ZM140 135V134H139ZM179 135H181V136H179ZM192 135H194V136H192ZM201 135L203 136V137H201ZM212 137H211V136ZM220 135H222V136H220ZM228 135H229V133H228ZM239 135V134H238ZM243 135V134H242ZM246 135V134H245ZM264 135V134H263ZM126 136V137H125ZM177 136H179L180 137V139H181V141H184V139H182V137H186L187 139H189V136H190V140H186L187 142L189 141V143H184V147L182 148V146H181V150H184V148H185V145H186V147H188L187 148V150H186V148H185V153H187V156H186V154L184 153V151H183V153L185 154H183L182 153V151L181 150H178L179 149V147L180 146H178L177 144V139H176V137ZM230 137L232 136V135H229ZM228 136V137H229ZM234 136V135H233ZM112 137V138H111ZM117 137V138H116ZM141 137V138H140ZM194 137V138H193ZM198 138V139H196V140H194L195 138ZM200 137V138H199ZM216 137H217V139H216ZM229 137V138H230ZM235 137V136H234ZM234 137H232V138H234ZM242 137V136H241ZM250 137H253V135L251 134V135H248V138H249V142H250ZM126 138H130L129 140L128 139H126ZM173 138V139H172ZM211 138V139H210ZM220 138V139H219ZM228 138V140L226 141V140H224V141H226V142H224L226 145H227V143L229 144L231 141H234V139H232L231 138V140ZM244 139L243 140H246L245 141V143L247 142V136H246V139H245V137H243ZM257 138V139H258ZM126 139V140H125ZM132 139V140H131ZM147 139H148V137H147ZM240 139H242V138H240ZM240 139L239 138H236V140L238 141V143L241 145V147H239V148H241L239 151L242 153L245 149L243 148V146L245 145V143H243V141L241 142L240 141ZM254 139V138H253ZM252 139V140H253ZM84 140H83V142H84ZM105 140V139H104ZM121 140V141H120ZM125 140V141H124ZM133 140L134 141H138V142H140V145H137V144H139L138 142H137V144L135 143V142H133ZM150 140V139H149ZM175 140V141H174ZM219 140V141H218ZM251 140V141H252ZM105 141V142H106ZM153 141V140H152ZM186 141H184V142H186ZM86 142V141H85ZM103 142V141H102ZM150 142H151V140H150ZM223 142V141H222ZM248 142V143H249ZM255 142V141H254ZM257 142V141H256ZM255 142V143H256ZM104 143V142H103ZM128 145H127V144ZM142 143V144H141ZM147 143H148V141H147ZM172 143H174V145H172ZM197 143V144H198ZM238 143H236V141L234 142V144H238ZM250 143H252V142H250ZM123 144H125V146L126 147H123ZM134 144V145H133ZM180 144V143H179ZM203 144V143H202ZM230 144H232V142L230 143ZM229 144V145H230ZM242 144H243V146H242ZM253 144V143H252ZM251 144V145H252ZM260 143H258V145H259ZM104 146V148L105 147H107L108 146V144L106 145L105 143L103 144ZM132 145V146H131ZM137 145V146H136ZM183 145V144H182ZM193 145V147H195ZM199 145V144H198ZM197 145V146H198ZM226 145H224V147L226 146ZM235 145V146H236ZM251 145H247L251 150H252V152H255V153H257L258 151H260L259 150V148L260 149H262V146H258L259 148H258V150H257V152H256V149H255V151L253 150V147H256L255 145H253V146H251ZM262 145V144H261ZM128 146V147H127ZM139 146V147H138ZM141 146V147H140ZM152 146V147H153ZM159 148H158V147ZM210 146V145H209ZM238 146V145H237ZM264 146V145H263ZM153 147V148H154ZM210 147H214V145H211ZM219 147H220V145H219ZM219 147H218V149H219ZM222 147V146H221ZM220 147V148H221ZM229 147V146H228ZM227 147V148H228ZM252 147V148H251ZM108 148V147H107ZM106 148V149H107ZM120 148V149H119ZM178 148V149H177ZM200 148H203L202 146L200 147ZM207 148H209L208 146H207ZM235 148V147H234ZM257 148V147H256ZM129 149H131L132 151H130ZM195 149V148H194ZM205 150H206V148H204ZM222 149V148H221ZM264 149V148H263ZM124 150V152H123V154L121 153L122 151ZM129 150V151H128ZM136 150V151H135ZM138 150V151H137ZM177 150H178V153H177ZM200 151L201 149H196L195 151ZM203 150V149H202ZM238 150V149H237ZM236 150V151H237ZM110 151V152H109ZM120 151V152H119ZM133 151H135L136 153H137V155H136V153H131V154H129L130 152H133ZM169 151V152H168ZM179 151H180V153H179ZM207 151V150H206ZM205 151V152H206ZM210 151V150H209ZM209 151H207L206 153H205V155L207 156V158H210V157H212L213 155H217V153H219V151L217 152L216 151V149H215V151L216 152H213L214 151V149H213V151H210V152H212V154L210 153V155H209ZM226 151V150H225ZM228 151V153H229V151L230 150H227ZM262 151V150H261ZM264 151V150H263ZM103 152H104V150H103ZM170 152H172L171 153V156H170ZM194 152V151H193ZM222 152H224L223 150H222ZM232 152V151H231ZM230 152V153H231ZM234 152V151H233ZM238 152V151H237ZM105 153H104V155H105ZM162 153H163V151H162ZM161 153V154H162ZM192 153V152H191ZM201 153V152H200ZM221 153V152H220ZM120 154H122L123 155V157H121L120 156ZM133 154V155H132ZM194 154H195V152H194ZM202 154H204V153H202ZM224 154H225V152H224ZM233 154H236V152L235 153H233ZM226 155V158H230V156H228L227 157V154H225ZM224 155V156H225ZM120 156V157H119ZM149 156V155H148ZM147 156V157H148ZM195 156L197 157V158H199L200 156H202L201 154H195ZM206 156H205V158H206ZM218 156V155H217ZM216 156V157H217ZM220 156V155H219ZM218 156V157H219ZM125 157H127V159L123 162L122 160H123V158H125ZM151 157V156H150ZM149 157V158H150ZM166 157V160L164 159ZM173 157V158H172ZM180 157V158H179ZM193 157H194V155H193ZM220 157H223L222 156V154H221V156ZM103 159H104V157H102ZM131 158V159H130ZM133 158V159H132ZM137 158H138V161H134V159H136L137 160ZM149 158H147V159H149ZM180 160H179V159ZM204 158V157H203ZM203 158H199L200 159V161H202L203 160ZM102 159V160H103ZM145 159H146V156H145ZM220 160L222 159V158H219ZM223 159H224V157H223ZM132 160V161H131ZM193 160H195V157L193 158ZM210 160V159H209ZM212 160V159H211ZM106 161H107V158H106ZM117 161H118V163H117ZM138 162V164H139V166H138V168L136 169V168H134L135 166H136V163H133V164H129V163H126V162ZM149 161H151V159L149 160ZM199 161V160H198ZM200 161L197 163V166H195V165H193V167H194V169L196 170V172H195V170H194V172L195 173H197V170L199 171V169H197V167L199 166V163H200ZM204 161V160H203ZM202 161V162H203ZM224 161V160H223ZM105 162V161H104ZM103 161H102V163H104ZM119 162L120 163H122V164H120V165H118L119 164ZM186 162V161H185ZM193 162H195V161H193ZM191 163V161L189 162V163H191L190 165L192 166V164H194V163ZM204 162H206L207 163V161H204ZM203 162V163H204ZM214 162V161H213ZM109 162H107V164H108ZM109 163V164H110ZM188 163V162H187ZM206 163L205 164H203V165H206ZM106 164V162L102 165V166H104ZM108 164V165H109ZM176 164V163H175ZM177 164V165H178ZM185 164L186 163H181V168L182 169H184V166H185ZM111 165V164H110ZM177 165H172L171 166V164H170V166H171V168H174V167H177ZM190 165H188V164H186V169H188L189 167H191ZM106 166V165H105ZM133 166V167H132ZM189 166V167H188ZM108 166H107V168H109ZM121 167L124 169V171H125V173L123 172V169H121ZM125 167V168H124ZM132 167V168H131ZM179 167V166H178ZM196 167V168H195ZM103 168H105V167H103ZM111 168H112V170H111ZM170 167H168L167 168V170H168V172H170L171 171V168L169 169ZM106 169V168H105ZM178 169V168H177ZM189 169H191V168H189ZM189 169H188V171H186V173L188 174V173H191V172H193V171H189ZM193 169V168H192ZM191 169V170H192ZM139 170V169H138ZM176 171V169L174 168L172 171ZM103 171H104V169H103ZM110 171H111V173H110ZM173 172V173H178L177 171L176 172ZM183 171H185V169L183 170ZM193 172V173H194ZM106 173V172H105ZM179 173H180V171H179ZM178 173V174H179ZM182 174L184 173V172H181ZM145 174H148V173H145ZM177 174V175H178ZM105 175V174H104ZM113 176V177H112ZM105 177H107V176H105ZM115 177V178H114ZM124 178V177H123ZM126 179V178H125ZM118 180V181H117ZM125 181V180H124ZM128 181V180H127ZM121 183V182H120ZM124 182L122 181V183H121V186H122V184H123ZM129 183V182H128ZM127 183V186H129V184ZM124 186H126L125 184H123ZM131 185V184H130ZM133 185V184H132ZM135 185V184H134ZM114 187H112V188H116L115 187V185H113ZM120 186V185H119ZM126 186V187H127ZM139 187V186H138ZM111 188V187H110ZM111 188V189H112ZM131 188H133V186L131 187ZM117 189V188H116ZM127 189H129L128 187H127ZM126 189V190H127ZM135 189V191L136 192H138V194H139V189H137V188H134ZM113 190V189H112ZM121 190H123V189H121ZM125 190V188H124V191H126ZM130 190V189H129ZM133 190V189H132ZM116 191V190H115ZM128 191V190H127ZM134 190L132 191L133 193L135 192ZM135 192V193H136Z\"/></svg>",
    "mask_w": 264,
    "mask_h": 264
}]
</instances>
